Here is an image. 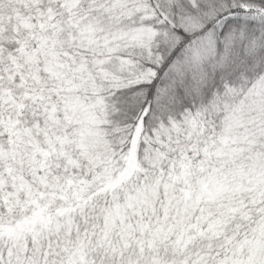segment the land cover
Instances as JSON below:
<instances>
[{
  "label": "snow or ice",
  "instance_id": "snow-or-ice-1",
  "mask_svg": "<svg viewBox=\"0 0 264 264\" xmlns=\"http://www.w3.org/2000/svg\"><path fill=\"white\" fill-rule=\"evenodd\" d=\"M0 264H264V0H0Z\"/></svg>",
  "mask_w": 264,
  "mask_h": 264
}]
</instances>
